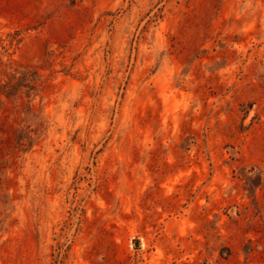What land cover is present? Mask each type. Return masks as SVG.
Returning a JSON list of instances; mask_svg holds the SVG:
<instances>
[{
  "label": "rangeland",
  "instance_id": "374dc122",
  "mask_svg": "<svg viewBox=\"0 0 264 264\" xmlns=\"http://www.w3.org/2000/svg\"><path fill=\"white\" fill-rule=\"evenodd\" d=\"M28 69L0 264H264V0H0V83Z\"/></svg>",
  "mask_w": 264,
  "mask_h": 264
},
{
  "label": "trees",
  "instance_id": "16d2710c",
  "mask_svg": "<svg viewBox=\"0 0 264 264\" xmlns=\"http://www.w3.org/2000/svg\"><path fill=\"white\" fill-rule=\"evenodd\" d=\"M31 76H33V74L31 72V70H29V69L27 71H25L19 77L16 75L9 76V79L6 82L0 83V96H1V94H4L7 98H10L12 96L17 95L21 91L20 89H22L25 86H30V89L35 88L37 80H35V78H30ZM28 79H30L29 82H26V81H28ZM30 94H31V92H30ZM28 109H33V106L30 104ZM36 131L37 130L30 129V131L27 134V139L15 137L14 138V141L16 144L15 147L20 149L21 147L25 146L27 143V140H32V138H33V134H31V133H36ZM8 140L11 141V139H8ZM1 142L2 141H0V143Z\"/></svg>",
  "mask_w": 264,
  "mask_h": 264
}]
</instances>
